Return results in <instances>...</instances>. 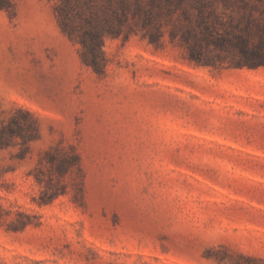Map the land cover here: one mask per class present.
Listing matches in <instances>:
<instances>
[{"label": "rangeland", "instance_id": "rangeland-1", "mask_svg": "<svg viewBox=\"0 0 264 264\" xmlns=\"http://www.w3.org/2000/svg\"><path fill=\"white\" fill-rule=\"evenodd\" d=\"M10 1L0 121L34 138L0 148V264H264V66H238L264 0H202L206 38L194 0ZM120 1L94 71L59 13L106 29Z\"/></svg>", "mask_w": 264, "mask_h": 264}, {"label": "trees", "instance_id": "trees-1", "mask_svg": "<svg viewBox=\"0 0 264 264\" xmlns=\"http://www.w3.org/2000/svg\"><path fill=\"white\" fill-rule=\"evenodd\" d=\"M67 2V0H64ZM166 6H170L174 4H180L182 0H165ZM65 2V3H66ZM195 8L197 9V21L198 24L202 27L203 37H208L211 35V23L207 18L209 16H214V12L212 10L208 11L207 14L204 13L205 9V1L202 0H194ZM135 11L139 12L140 4L136 0L134 2ZM11 8V1L10 0H0V9L9 10ZM119 11L120 13L117 18V24L111 25L107 24L106 29H97V28H89L82 32L80 29H77L74 24L71 23L70 19L61 13H59V26L62 32L68 36L71 40H76L82 50V59L86 65L91 67L94 71H101L105 65L104 54L102 51V44L105 36H120L123 32V23L127 22V8L126 5L120 1L119 2ZM260 29L263 30L261 27ZM263 36V35H262ZM264 48V37H261V40L258 44H251L248 42L247 39L241 40V52H242V59L239 62V67L246 66L247 68H257L259 66H264V53H261L259 50L260 48ZM197 54L195 51L192 53ZM194 60H198L199 57H191ZM25 115L29 116L31 119V114L25 112ZM32 123V122H31ZM26 124L21 123L16 118L11 117L8 122L4 123L0 121V148H7L15 144V139L19 137L23 144L32 140L34 137L30 135V133H24L23 127ZM34 130V129H33ZM78 164V158L76 154H72L69 157H64L63 160L56 166L57 170H63L65 168H70ZM36 181L39 183L41 182L40 179L37 177Z\"/></svg>", "mask_w": 264, "mask_h": 264}]
</instances>
